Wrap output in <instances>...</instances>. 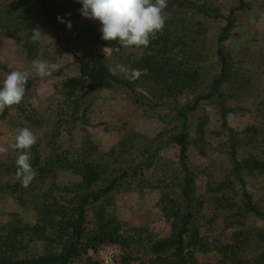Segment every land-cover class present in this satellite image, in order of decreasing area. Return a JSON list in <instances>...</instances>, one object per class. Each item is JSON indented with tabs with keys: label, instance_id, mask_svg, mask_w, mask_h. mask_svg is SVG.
Masks as SVG:
<instances>
[{
	"label": "rangeland",
	"instance_id": "rangeland-1",
	"mask_svg": "<svg viewBox=\"0 0 264 264\" xmlns=\"http://www.w3.org/2000/svg\"><path fill=\"white\" fill-rule=\"evenodd\" d=\"M195 1L219 7L223 15L236 3V0ZM247 1L248 11L241 14V23L230 39L223 43V49L232 56V73L221 88L229 109L226 115L230 128L220 127V100L216 97L200 100L197 108L187 114L184 123L190 141L187 159L197 198V204L192 209L201 224V234L210 246L207 251L191 247L188 250L193 251L194 257L201 263H217L219 256L213 249L214 239L229 243L232 238V212L218 208L217 201L224 195L230 202L238 203L241 194L240 184L231 172L232 164L227 150L232 137L227 130L233 131L234 136L242 142V156L253 153L264 161V0ZM70 20L72 28L63 29L60 35L54 34L47 25L41 26L39 29L46 36L35 42L29 54V49L23 46L21 40L14 35H4L0 29V67L5 65L13 70L28 71L29 78L33 79L32 87L22 103L12 107L0 119V147L8 148L15 143L19 130L27 127L37 138L34 145L42 162L50 154L62 152L68 156L71 164H75L90 153L97 163L107 164L108 169L115 167V173H119L123 164L117 156L123 152L121 146L126 140L130 145L126 163H138L140 167L136 168L134 174L130 170L128 176L116 185L106 200V208L108 215L116 216L123 224L122 232L130 237V245L102 244L96 250L89 249L84 257L88 256L94 264H121V255L131 252L135 259L129 264H139L150 256L151 239L167 237L174 230L175 220L167 215L166 210L170 203L162 198L164 191L176 197L179 185L175 176L179 147L165 136L183 126L182 118L172 110V105L179 108L198 91H206L211 78L217 74L215 39L223 20L206 22L205 33L195 44L202 53L199 61L194 60L191 64L189 60L183 62L186 59L184 53L176 56L180 67L190 65L200 68L197 84L187 88L176 100L164 95L151 76L142 74L131 80L125 78L123 73L115 72L119 78L129 81L131 88L115 83L110 89L86 94L80 100V110L69 114L70 108L64 102L65 82L70 77L78 76L75 55H85L90 49L86 42H75L73 30L88 25L101 28L99 21L84 18L79 11ZM117 45L97 46L111 72L114 74L116 65L136 69L135 60L140 56L141 49H125ZM36 59L58 64L59 69L41 78L32 68V61ZM6 75L0 68V80ZM252 125L259 131L249 143L248 128ZM161 131L165 134L159 135ZM13 153L11 148L6 153H0V185H4V189L0 188L1 239L10 227L22 223L35 224V208L40 193L51 183L71 187L78 181L75 175L77 167L71 166L57 168L54 175L48 174L40 181L34 179L28 187H23L16 177L10 178L12 174L6 169ZM243 176L254 202L264 211V167L244 171ZM61 191L55 189L54 195ZM228 218L231 220L229 225ZM88 220L90 225V211ZM244 222L252 229L264 227V220L252 213L245 215ZM22 245L18 252L31 254L42 252L47 249L45 247L54 248L56 242L48 245L41 239L33 238L25 240ZM106 245L112 247V253L100 255L99 251ZM75 264H83V261Z\"/></svg>",
	"mask_w": 264,
	"mask_h": 264
},
{
	"label": "trees",
	"instance_id": "trees-1",
	"mask_svg": "<svg viewBox=\"0 0 264 264\" xmlns=\"http://www.w3.org/2000/svg\"><path fill=\"white\" fill-rule=\"evenodd\" d=\"M81 7L77 0H0V29L4 35H14L21 40L23 46L29 49L27 52L29 54L35 47V42L31 40L33 29L47 25L54 34L60 35L67 26L66 23L58 22L57 17H63L65 21L70 20L73 14L80 12ZM248 8L247 0H236L228 13L223 15L219 7L203 1L167 0V7L163 10L164 28L154 39L150 38L147 47H140L141 54L135 60V68L147 69L146 75L157 81L161 92L168 98L176 100L187 88L194 87L200 77L198 66L180 67L178 65L180 61L177 62L176 56L184 53L186 59L183 62L189 60L192 64L194 60L199 61L202 53L195 44L200 40V36L204 35L206 22L223 20L215 39L217 74L211 78L206 91H198L188 103L179 108L172 105V110L176 111L180 119L182 118L183 126L180 130L165 136L179 147L178 164L175 169L179 185L177 192L175 191L176 197H171L170 193L164 191L162 198L170 203L166 210L167 215L173 216L175 220L174 230L167 237L151 239L150 256L139 264H209L198 262L193 251L188 250V247H191L207 251L210 246L206 237L201 234V224L192 209L197 204V198L194 194L191 166L187 159L190 141L184 123L187 114L197 108L200 100H211L216 97L220 100V127L230 128L226 115L229 109L221 88L232 73V56L223 49V43L234 34L237 25L241 23V14L248 11ZM73 32L75 42L78 44L86 42L90 49L85 55H75L78 76L70 77L65 82L64 102L67 103V108H70L69 114L80 110V100L86 94L110 89L115 83L131 88L129 81L111 72L106 58L97 49L98 45L114 47L116 43L111 44L102 40L100 28L95 25L81 26ZM0 68L6 74L13 71L5 65H1ZM32 84L33 79L29 78L24 98ZM14 106L16 105L12 107ZM12 107L5 108L0 113V119L5 117ZM258 131L254 125L248 128L249 143L254 140ZM227 132L232 137L227 150L232 164L231 172L235 181L240 184L241 194L238 203L230 202L224 195L217 201V207L230 209L234 219L233 222L230 218L227 219L228 222L226 221L228 225L231 222L233 227L231 241L221 243L219 240H213L215 243L213 249L219 256L215 264H264V227L252 229L244 222L247 213L264 220V211L254 202L243 176L244 171L263 168L264 161L253 153L242 156L240 154L242 142L234 136L233 131ZM164 134L161 131L159 135ZM121 147L123 152L117 158L122 161L123 167L121 166L119 173H115V167L108 169L107 164L97 163L90 153L81 157L75 164H71L68 156L62 152L50 154L48 159L42 162L33 145L29 154L30 163L37 172L36 180L40 181L48 174L54 175L57 168L73 166L77 167L75 175L78 181L71 187L59 186L53 182L40 193L35 208V224L22 223L10 227L2 239L0 238V264H75L77 261L94 264L88 256L84 257L89 249L96 250L102 244L129 247L131 239L122 232L123 224L116 216L108 215L106 208L108 204L106 200L116 185L128 176L130 170L134 174L136 168L140 167L138 163L133 165L126 163V156L130 152V145L126 140ZM16 156L17 152L14 150L11 163L6 166L7 171L12 174L11 179L16 177ZM0 188L4 189V185H0ZM55 189L62 191L54 195ZM169 192L172 193L171 190ZM89 211L92 216L90 225ZM33 238L41 239L48 245L56 242V247H45L47 249L39 253H19L20 244ZM134 259L131 252H124L120 261L121 264H129Z\"/></svg>",
	"mask_w": 264,
	"mask_h": 264
},
{
	"label": "clouds",
	"instance_id": "clouds-1",
	"mask_svg": "<svg viewBox=\"0 0 264 264\" xmlns=\"http://www.w3.org/2000/svg\"><path fill=\"white\" fill-rule=\"evenodd\" d=\"M82 7V17L97 20L101 24V39L104 41H117L123 48L147 47L150 38L165 26L163 10L167 7V0H77ZM58 22L66 23L67 28H72L71 20L65 21L57 17ZM31 40L37 42L44 35L41 29L32 30ZM35 74L41 78L48 77L59 69V65L47 60L36 59L32 61ZM114 71L123 73L125 78L135 80L142 74H147V69H129L124 65H116ZM30 73L28 71L13 70L0 80V113L5 108L19 105L26 92V84ZM37 142L33 132L25 127L19 130L15 143L8 146L17 152L16 177L23 187H28L35 179L37 172L32 167L29 154L31 147ZM8 148L0 147V153H6Z\"/></svg>",
	"mask_w": 264,
	"mask_h": 264
},
{
	"label": "built area",
	"instance_id": "built-area-1",
	"mask_svg": "<svg viewBox=\"0 0 264 264\" xmlns=\"http://www.w3.org/2000/svg\"><path fill=\"white\" fill-rule=\"evenodd\" d=\"M111 42H117V41H111ZM112 253V247L109 245H106L104 247H102V249L99 251V254H110Z\"/></svg>",
	"mask_w": 264,
	"mask_h": 264
}]
</instances>
